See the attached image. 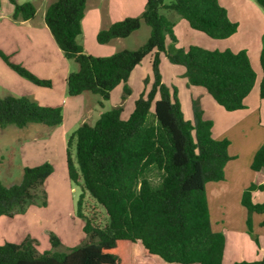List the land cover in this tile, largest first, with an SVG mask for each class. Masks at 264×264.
Here are the masks:
<instances>
[{
	"label": "trees",
	"instance_id": "1",
	"mask_svg": "<svg viewBox=\"0 0 264 264\" xmlns=\"http://www.w3.org/2000/svg\"><path fill=\"white\" fill-rule=\"evenodd\" d=\"M255 1L264 9V0ZM10 2L14 5V19L35 16L33 3ZM86 2L55 0L44 13V22L63 56L78 64V69L66 78L68 95L91 92L107 100L111 91L123 83L124 99L131 92L127 85L130 73L148 55L152 56V86L135 100L127 118H122L123 105L118 104L103 111L94 123L82 122L68 138L67 174L72 182L82 185L76 212L84 219V241L66 251L43 252L29 238L20 243L5 241L0 243V264H133L132 247L136 242L149 255L159 258L161 264H222L225 237L211 227L205 184L223 179L224 166L230 158L229 142L212 136V120L203 118L195 101L193 120L184 119L175 90L171 92L162 82L159 61L163 53L171 63L182 65L188 85L203 87L225 110L244 108V99L256 81L246 50L176 46L175 20L168 15L177 13L191 29L213 39L229 37L236 32L237 23L218 0H146L140 16L114 21L96 34L100 44L126 38L143 21L150 27L146 41L135 49L95 56L86 53L78 41ZM0 57L34 84L51 86L50 80L11 62L1 50ZM259 62V95L264 101V46ZM151 107L154 120L148 122ZM61 121L60 106L40 105L25 95L0 97L1 128H21L29 123L56 126ZM72 145L77 166L68 149ZM154 166L163 172L156 188L143 176ZM250 167L253 171L264 169V145L255 152ZM52 172L51 163L44 161L25 166L20 183L10 187L0 183V216L25 210L38 194L45 198L42 185ZM263 187L251 183L241 197L247 211V230L256 243L251 215L261 214L260 226L264 227V201L256 202L252 196L253 191ZM41 204H46L45 199ZM50 241L54 248L61 243L54 235ZM233 264H264V253L259 259Z\"/></svg>",
	"mask_w": 264,
	"mask_h": 264
},
{
	"label": "rangeland",
	"instance_id": "2",
	"mask_svg": "<svg viewBox=\"0 0 264 264\" xmlns=\"http://www.w3.org/2000/svg\"><path fill=\"white\" fill-rule=\"evenodd\" d=\"M16 1L18 3L29 1L34 4L36 13L31 24H35L38 32H28L26 25H20L19 23L22 20H16L12 17L14 5L10 0H0V46L4 48L3 52L9 56L11 62L23 65L40 78L50 80L51 86L45 87L34 84L14 71L0 57V97L11 94L17 97L19 95H29L28 97L31 99L33 97L45 99V94L51 93L56 97L61 95L60 99L68 100V107L66 108L67 112L63 125L62 122L61 125H57L59 127H56L57 129L52 136L45 133L43 129L45 125L41 123H31L21 128L15 125H7L4 128L0 127V156L2 157V162L0 163V183L3 186L10 187L20 183L22 170L25 166L42 163L48 161L47 159H49L48 162L53 166V172L45 179L42 185L43 190H45V198L41 194H38L35 201L28 205L25 210L18 211L16 209V212L12 216H0V243L5 241L20 243L29 238L35 242V247L39 252L50 250L66 251L81 244L85 239L82 231L84 219L79 217L76 212L77 201L82 193V185L72 182L67 174L66 149L68 138L82 123V115H86L84 116L85 121L92 124L99 117L100 113L111 109L112 105L118 101L123 105L122 118H127L133 109L135 100L152 86L153 72L151 61L144 59L139 64V67L135 70L138 72V77H133L131 80L130 89L132 90L124 99L122 95L114 94L107 100H102L98 94L91 92L70 96L67 93V89H63L66 82L65 78L61 77L65 69L62 61L67 64L70 72L77 70L78 64L73 59L64 58L63 55H59L58 58L50 46V39L46 30L42 27L45 24L44 13L46 7L55 0ZM143 8H145V3L142 4L138 1V5L133 6L131 11L127 9L126 12L117 11L115 15H108L107 8L101 7L100 18L101 20H112L115 18L116 20L114 21H117L127 16H140ZM174 14L178 16L177 13ZM168 16L173 20L171 15ZM37 23L39 25H36ZM173 31L176 37V46L186 49L188 47L186 46L187 43L192 41L194 45L211 49L209 41L193 35V33L200 34L206 38H210L201 31L192 29V33L190 34V31L180 29L179 25ZM149 33L150 27L142 21L136 33L128 37V43L131 47L134 42H137L140 46L146 41ZM20 39L23 43L22 50H17L20 48L17 46L16 52H13L16 42ZM78 41L86 47V50L90 52L89 54L95 56H108L121 50L119 48L115 51V48H113L111 50L107 49L108 52H106L105 48H108L107 46L110 45L98 43L93 31L87 28L78 36ZM256 61L259 60L256 59ZM50 65L54 76L48 74L50 70L47 72L45 70L50 69ZM251 65L256 74V86L259 72L252 62ZM180 70H185L182 65L171 63L165 55L160 56L159 73L161 74L162 82L170 88L171 92L175 90V95L181 104L184 119L192 121L193 101L197 104L198 102L193 100L189 104L187 99L182 100L181 94L184 93V87L179 81L180 79L185 80L186 77L184 74H181ZM61 87L62 90H60ZM60 107L63 113V107ZM101 107H103L102 110ZM218 108L220 107L218 106ZM220 110L222 112L226 111L222 107ZM150 114L148 122H153V107H151ZM262 119H264V115ZM61 128H65L66 135L64 139L61 134L64 132L60 130ZM68 149L74 165L77 166L74 145ZM143 176L148 179L153 188H156L162 182L163 172L154 166L148 168ZM263 196L260 195V197ZM44 199L46 204L42 205L41 202ZM85 200L90 201L88 194H86ZM51 235L57 236L60 239L61 243L57 248H54L51 244ZM132 257L133 264H161L159 258L149 255L139 242L133 244Z\"/></svg>",
	"mask_w": 264,
	"mask_h": 264
},
{
	"label": "crops",
	"instance_id": "3",
	"mask_svg": "<svg viewBox=\"0 0 264 264\" xmlns=\"http://www.w3.org/2000/svg\"><path fill=\"white\" fill-rule=\"evenodd\" d=\"M138 1L142 4L145 3V0H87L85 12L81 20L82 33L85 28L91 29L96 37L97 32L101 28L106 27L116 20L115 18L112 20H101V7L104 9L107 8L108 15H115L117 11L126 12L127 9H130L131 11L133 6H136V4L138 5ZM218 1L223 7H225L228 17L237 23L236 32L224 39L206 38L205 36L194 33L193 35H197L200 38L209 41L211 43L209 45L211 49H231L232 51H238L241 49L246 50L250 57L249 59H251L250 62L254 64L256 69H258V83L256 86V83L254 84L250 93L245 97L244 108L233 111L224 110L225 112H222L220 110L221 106L215 102L203 87L188 85L187 78H185V80L180 79L179 82L182 83L184 87V93L181 94L182 100L187 99L189 104L190 101L192 102L193 100H196L202 110L203 118L212 120V136L216 139L226 138L229 142L227 151L230 158L224 166V177L217 181L206 182L205 191L211 227L214 231L222 232L225 237L222 264H233L235 261L240 260L252 261L259 259L264 253V227L260 226L262 215L257 213L251 215L252 232L258 239V243H256L252 235L248 233L246 225L247 211L241 203L242 193L251 183L264 186V169L253 171L250 167L255 152L261 145H264V119H262L264 115V101L259 95V83L262 77V71L260 62L256 61V59L259 60L260 51L264 45V9L259 6L255 0ZM170 15L175 20L173 27L174 30H176V26L179 25L180 29L190 31V34L192 33V29L185 19L176 16L174 13ZM33 18L22 20L19 23L20 25H26L28 32H38L35 24H31L34 20ZM36 25H39V23ZM42 27H44L50 39L52 50L59 58V55H63L62 51L56 42H54V38L51 40V37L53 36L46 24ZM136 31L131 35L136 33ZM128 37L115 38L105 43L110 45L107 46L108 48H105V51L108 52L107 49L111 50L113 48H115L116 51L119 48L122 49L126 47L133 49L139 46L137 42H134L131 47L127 40ZM169 43L170 42L168 41V44ZM190 44H193L192 41L188 42L186 46H189ZM17 46L20 47L17 50H22L21 47L23 48V43L21 39L16 42V47L13 52H16ZM1 47L2 46H0V49L3 51L4 48ZM83 49L86 53H90L86 50V47L83 46ZM161 55L164 54L161 53L160 56ZM149 56L150 55L144 57V59H149V61H151V56ZM144 59H142V61ZM142 61L140 63H142ZM62 63L65 69L61 77L65 78L66 82L70 69L67 68L65 62L62 61ZM139 64L130 73L127 80V85L129 87L133 77H138V72L135 70L139 67ZM49 68L50 69H45L46 72L50 70L48 74L54 76L51 71V65ZM180 71L182 75L185 72V70ZM123 85V83L118 84L111 91L110 97L114 94L121 96L123 93ZM62 87L60 90H62ZM63 89H67L66 83ZM45 95V99H36V97H33V100L45 106H62L63 113L61 122L63 125L64 117L67 112L66 108L68 107V100L65 101V99H60L61 95L57 97L51 93ZM118 104H121L120 101L114 103L112 107ZM217 105L220 108H218ZM102 109L103 107H101V110ZM82 116V122H84V116L86 115ZM56 127L59 126H43V129L47 135L52 136L57 129ZM60 130H63L64 132L61 133L64 139L66 135L65 128H61ZM47 160L49 161V159ZM38 164L40 163H35L29 166H35ZM260 195H264V187L253 191V200L256 202H263L264 196L260 197Z\"/></svg>",
	"mask_w": 264,
	"mask_h": 264
}]
</instances>
